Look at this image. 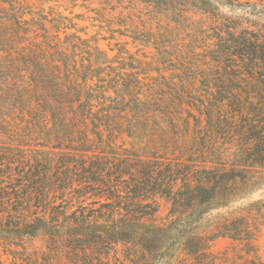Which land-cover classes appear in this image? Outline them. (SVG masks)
Wrapping results in <instances>:
<instances>
[{
	"label": "rangeland",
	"instance_id": "374dc122",
	"mask_svg": "<svg viewBox=\"0 0 264 264\" xmlns=\"http://www.w3.org/2000/svg\"><path fill=\"white\" fill-rule=\"evenodd\" d=\"M19 1L37 12L44 9L49 18L59 19L60 31L53 28L51 32L59 33L62 41L66 36L73 37L85 46L82 53H74L84 78L79 80V112L73 119L70 135L68 65L62 61L55 64L61 66L57 68L61 82L63 78L60 87L67 93L58 102L50 99L49 89L29 86L27 72L26 93L23 91L26 108L36 109L39 100L35 98L42 94L49 100L45 105L61 104L57 131L30 123L19 108L22 103L0 89V146H20L29 152L44 150L53 158L99 154L112 161L118 156L137 154L146 161L200 165L206 160L208 166L212 161L230 163L238 156L240 148L236 141L220 138L207 144L204 140L200 127L205 126L206 116L199 109L200 100L211 90L208 76L216 64L213 56L220 49L221 38H227L235 29L263 28L264 0H250L251 5L246 3L248 0ZM45 62L55 65L51 60ZM82 108L85 115L80 114ZM74 187L68 188L66 177L62 189L55 193L54 200L63 204L66 214L81 205L99 208L107 200L104 192L100 196H81ZM156 200V216L159 222H165L171 204L161 196ZM259 200H264V185L234 207ZM111 218L94 223H110ZM259 220H250L255 223L254 247L227 236L211 241L208 251L216 256L215 264H240L247 257L264 259V218ZM198 233L194 230L175 239L163 231L155 234L144 229L114 237L102 228L82 241L84 237L69 236L62 228L54 239L41 236L27 242L21 255L0 246V257L6 264L21 263L27 256L35 264H195L190 247L191 239ZM152 239L157 241L152 244Z\"/></svg>",
	"mask_w": 264,
	"mask_h": 264
},
{
	"label": "trees",
	"instance_id": "16d2710c",
	"mask_svg": "<svg viewBox=\"0 0 264 264\" xmlns=\"http://www.w3.org/2000/svg\"><path fill=\"white\" fill-rule=\"evenodd\" d=\"M246 3L251 5L250 0ZM53 28L60 31V20L49 18L44 9L37 12L19 0H0V89L22 103L19 108L30 123L57 131L61 104L45 105L49 100L42 94L35 98L39 100L36 109L26 108L23 91L26 93L27 72L29 86L49 89L50 99L58 102L67 93L60 87L63 78L61 82L57 68L61 66L55 64L62 61L68 65L70 135L79 112V80L84 78L74 53H82L85 46L73 37L66 36L62 41L59 33L51 32ZM218 47L213 56L216 64L208 76L211 90L200 100L199 109L206 116L200 132L207 144L220 138L236 141L240 150L234 160L212 161L208 166L206 160L199 165L146 161L137 154H126L108 162L99 154L53 158L44 150L29 152L20 146H0V246L21 255L27 242L41 236L54 239L62 228L69 236L84 237L82 241L106 228L114 237L147 229L155 234L163 231L175 239L198 230L190 247L195 264H215L217 258L208 249L210 242L221 236L254 247L255 223L250 220L260 222L264 218V200L234 206L264 185V27L235 29L227 38H221ZM43 60L55 65L49 66ZM80 114L85 115L84 108ZM66 177L68 188L75 185L73 190L81 196H100L104 192L107 200L99 208L81 205L66 214L63 204L54 200ZM157 196L171 204L165 222H159L156 216ZM106 217H112L110 223H94ZM149 242L155 243L153 239ZM22 260L14 264H35L30 256ZM0 264H6L1 257ZM240 264H264V259L247 257Z\"/></svg>",
	"mask_w": 264,
	"mask_h": 264
}]
</instances>
